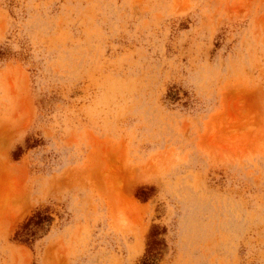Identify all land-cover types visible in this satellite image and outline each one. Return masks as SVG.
I'll list each match as a JSON object with an SVG mask.
<instances>
[{
    "label": "rangeland",
    "instance_id": "obj_1",
    "mask_svg": "<svg viewBox=\"0 0 264 264\" xmlns=\"http://www.w3.org/2000/svg\"><path fill=\"white\" fill-rule=\"evenodd\" d=\"M151 240L264 264V0H0V264Z\"/></svg>",
    "mask_w": 264,
    "mask_h": 264
},
{
    "label": "trees",
    "instance_id": "obj_2",
    "mask_svg": "<svg viewBox=\"0 0 264 264\" xmlns=\"http://www.w3.org/2000/svg\"><path fill=\"white\" fill-rule=\"evenodd\" d=\"M30 221H32V218L30 219ZM31 234H32V232L29 229L24 233V235H27V236L31 235ZM154 235H156V233H152L149 236L152 237ZM152 243L157 244L158 241L157 240H151L149 242L148 247H147V252H146L147 254H145V256L143 257L141 264H155L156 251H155V248L152 245Z\"/></svg>",
    "mask_w": 264,
    "mask_h": 264
}]
</instances>
